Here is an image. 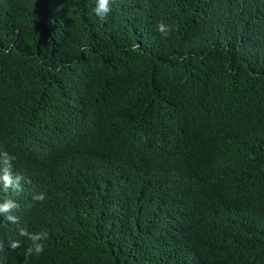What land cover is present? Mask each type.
I'll use <instances>...</instances> for the list:
<instances>
[{
  "label": "trees",
  "instance_id": "1",
  "mask_svg": "<svg viewBox=\"0 0 264 264\" xmlns=\"http://www.w3.org/2000/svg\"><path fill=\"white\" fill-rule=\"evenodd\" d=\"M96 6L0 0V264H264V0Z\"/></svg>",
  "mask_w": 264,
  "mask_h": 264
},
{
  "label": "clouds",
  "instance_id": "2",
  "mask_svg": "<svg viewBox=\"0 0 264 264\" xmlns=\"http://www.w3.org/2000/svg\"><path fill=\"white\" fill-rule=\"evenodd\" d=\"M101 9H103L104 11H108L109 10L108 7H107V0H97V6L93 9V11L96 13V15L99 16L101 19H103L104 15H103V12H101ZM157 28H158V31H160L161 33H166V26L163 23L158 24ZM143 162L144 161H142V164H143ZM4 180L8 184L12 183V180H11L10 176H5ZM35 198L39 199V200H43L44 196H43V194H39ZM10 207H17V205L14 204L13 202L9 201L8 203H6L3 206V210H6V209H8ZM9 219H12V218L9 217ZM21 234L22 235H27V233L24 230H21ZM11 247L12 248L19 247V242L18 241H11ZM43 250L44 249H43V245L42 244L37 245L36 248H35V252H36L37 255L42 253ZM27 251H28L29 254H31L32 253V247H29Z\"/></svg>",
  "mask_w": 264,
  "mask_h": 264
}]
</instances>
